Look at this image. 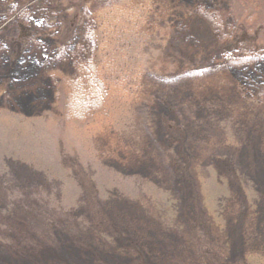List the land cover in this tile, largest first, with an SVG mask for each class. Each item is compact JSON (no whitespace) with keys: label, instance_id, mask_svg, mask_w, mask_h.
<instances>
[{"label":"rangeland","instance_id":"rangeland-1","mask_svg":"<svg viewBox=\"0 0 264 264\" xmlns=\"http://www.w3.org/2000/svg\"><path fill=\"white\" fill-rule=\"evenodd\" d=\"M0 264H264V0H0Z\"/></svg>","mask_w":264,"mask_h":264},{"label":"trees","instance_id":"trees-1","mask_svg":"<svg viewBox=\"0 0 264 264\" xmlns=\"http://www.w3.org/2000/svg\"><path fill=\"white\" fill-rule=\"evenodd\" d=\"M140 8L144 12L147 11L146 6H141ZM135 15H137V12ZM20 28H22L21 25ZM98 28L99 31L95 32L94 36L97 38L99 57L91 62L78 63L75 80H70L67 77H62L61 80L66 95L65 111L68 114L70 112L74 114L78 120H85L100 114L103 115L107 109L110 110L113 104H115L114 97H121L123 94L127 101L132 98V94L125 88L124 91V86L116 82L114 75L109 71L110 68H108L111 62L109 61L107 48L109 47L108 44L111 43V39L108 36L99 38V33L109 28L107 22L101 23ZM19 30V36L21 38L25 37V30ZM71 93L72 97L69 96Z\"/></svg>","mask_w":264,"mask_h":264}]
</instances>
